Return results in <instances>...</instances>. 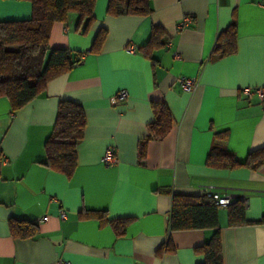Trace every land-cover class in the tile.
Returning <instances> with one entry per match:
<instances>
[{
  "label": "crops",
  "instance_id": "crops-1",
  "mask_svg": "<svg viewBox=\"0 0 264 264\" xmlns=\"http://www.w3.org/2000/svg\"><path fill=\"white\" fill-rule=\"evenodd\" d=\"M107 7L97 0L86 33L76 29V14L52 27L50 47L84 54L80 64L16 112L0 97V264H203L195 249L214 229L171 230L170 219L174 195L199 196L208 185L247 198L241 225H230L229 207H219L223 264H264V164L207 165L220 132L240 161L264 148V98L244 91L264 89V0H152L146 16H111ZM31 15L28 0H0V20ZM187 15L191 22L179 29ZM232 22L236 51L213 58ZM155 25L162 43L150 48ZM101 28L104 42L91 51ZM183 76L197 85L185 90ZM122 89L128 96L117 102ZM61 100L79 103L86 116L70 177L43 163ZM158 102L168 106L172 127L150 139L141 158ZM108 148L116 164L103 163ZM11 219L36 221L38 235L15 238ZM120 220L118 234L112 221ZM168 244L173 250L159 254Z\"/></svg>",
  "mask_w": 264,
  "mask_h": 264
},
{
  "label": "trees",
  "instance_id": "trees-1",
  "mask_svg": "<svg viewBox=\"0 0 264 264\" xmlns=\"http://www.w3.org/2000/svg\"><path fill=\"white\" fill-rule=\"evenodd\" d=\"M32 4L30 18L21 20H0V97L10 101L12 111L24 107L44 91L49 81L70 71L83 61L80 52L66 48H51L50 35L56 22L67 23L72 14L78 19L76 29L81 33L89 31L95 21L97 0H28ZM152 0H108L107 13L111 16H146L151 13ZM163 30L154 26L150 48L161 44ZM106 37V30L98 31L91 51L100 50ZM236 23L222 30L213 50V58H222L236 51ZM137 50V49H136ZM150 56V50L147 51ZM150 58H152L150 56ZM155 120L149 126V135L139 145L140 156L146 155L148 141L163 138L171 129L173 118L163 102L154 104ZM86 116L83 107L71 100H61L58 105L54 129L45 142L46 159L43 162L50 169L70 177L77 165V146L84 136ZM227 132H220L207 156V165L216 168L259 169L264 164V148L251 151L240 161L225 144ZM229 224L241 225L245 219V204L238 199L229 206ZM219 206L204 193L201 195L176 194L173 197L171 230L212 228L209 241L198 246L197 253L205 256L203 264H223ZM117 233L123 232V221H112ZM259 223H264L262 218ZM10 231L15 238H34L39 233L36 221L11 219ZM172 245L158 251H172Z\"/></svg>",
  "mask_w": 264,
  "mask_h": 264
},
{
  "label": "built area",
  "instance_id": "built-area-1",
  "mask_svg": "<svg viewBox=\"0 0 264 264\" xmlns=\"http://www.w3.org/2000/svg\"><path fill=\"white\" fill-rule=\"evenodd\" d=\"M192 20V17L187 15L184 16L181 22L179 23V29H182L183 27L187 26ZM130 51H136L135 48L129 47ZM177 81L182 85V87L189 91L194 86L197 85L196 78H188V77H179ZM245 93L247 96H251L253 93H257L260 99L264 98V89L263 88H245ZM128 96V91L125 89L119 90L118 93L115 96V101H122ZM102 161L106 165H112L116 164L118 162V158L114 153V150L112 148H108L106 152L104 153L102 157ZM204 194L212 199L216 205L219 207H226L230 204L234 203L236 200L240 199L244 202V204H247V198L244 195H235L227 191H221L218 190L217 187L214 185H208L205 190ZM61 218H66V212L64 210L61 211ZM59 264H69L67 261H61Z\"/></svg>",
  "mask_w": 264,
  "mask_h": 264
}]
</instances>
